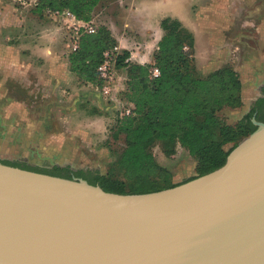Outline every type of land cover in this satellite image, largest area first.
Instances as JSON below:
<instances>
[{
    "label": "water",
    "instance_id": "1",
    "mask_svg": "<svg viewBox=\"0 0 264 264\" xmlns=\"http://www.w3.org/2000/svg\"><path fill=\"white\" fill-rule=\"evenodd\" d=\"M224 166L116 194L0 162V264H264V123Z\"/></svg>",
    "mask_w": 264,
    "mask_h": 264
},
{
    "label": "trees",
    "instance_id": "2",
    "mask_svg": "<svg viewBox=\"0 0 264 264\" xmlns=\"http://www.w3.org/2000/svg\"><path fill=\"white\" fill-rule=\"evenodd\" d=\"M103 1L106 0H36L34 12L44 15L49 10H68L78 20L88 23ZM161 28L164 35L151 64L131 62L129 51H122L117 58V69L126 70L125 90L119 97L133 107L130 116L116 117L115 121V136H123L125 140L116 165L120 178L91 171L73 172L69 167L55 166L47 170L0 162L61 178H82L107 192L122 195L153 193L177 186L152 153L155 144H161L168 156L175 153L177 144L188 150L197 162L198 177L224 166L239 140L256 131L251 115L236 125L228 124L220 115L224 109L243 105L241 78L230 67L200 77L193 33L172 18L163 19ZM117 46L105 26L96 28L94 34L82 33L79 48L69 55L70 71L85 84L101 88L103 82L98 68L104 62L105 53ZM154 68L160 71L158 77L152 76ZM228 145L233 147L227 151Z\"/></svg>",
    "mask_w": 264,
    "mask_h": 264
},
{
    "label": "rangeland",
    "instance_id": "3",
    "mask_svg": "<svg viewBox=\"0 0 264 264\" xmlns=\"http://www.w3.org/2000/svg\"><path fill=\"white\" fill-rule=\"evenodd\" d=\"M5 2L10 7H16L17 12L30 15L31 29L40 41L41 33L49 30L48 27L45 28L46 24L52 23L65 29L64 33L69 32L63 39L66 37L72 39L74 33L69 30L65 21L53 19L47 12L44 15L35 13L36 5L29 0ZM232 5L235 13L236 9L240 8L239 3ZM241 8L238 12V14L241 12V16L233 15L234 26L226 33V41L230 47L224 57L221 55L215 59L208 57V49H211L208 24L205 21L195 23L194 33L197 41L195 39L194 56L197 74L200 77H207L224 67L234 70L245 67L248 54L254 58L263 56L264 50L260 47L262 43L257 29L264 20V0H258L254 5L247 0L246 6ZM243 8H246L245 12ZM182 11L184 18H191V10L187 4ZM93 19L94 13L92 21ZM100 26L105 25H101L100 22L94 24L95 28ZM154 35L139 39L138 42L152 44L158 39V36ZM116 41L119 45L117 39ZM65 51L68 52L67 48ZM71 52L70 49L67 53L68 60ZM237 73L242 78L240 73ZM120 74L126 76V70H121ZM73 75L75 79L61 84V87L49 80H41L36 86L26 85L27 81H22L21 77L7 82L5 88L12 103L4 110L5 104L0 101V161L47 170L67 165L103 176L120 178L121 174L116 165L125 148V140L123 136H115L116 117L113 113L101 112L94 105L93 97L85 87L87 84ZM259 93L258 86L247 85L243 93V105L236 109H224L220 115L228 124L236 125L243 119ZM245 138H241L238 144ZM232 147L233 145H228L225 149L228 151ZM151 151L159 165L169 171L174 185L198 177L196 160L180 144L176 145L175 153L170 156L164 152L161 144L152 146Z\"/></svg>",
    "mask_w": 264,
    "mask_h": 264
},
{
    "label": "crops",
    "instance_id": "4",
    "mask_svg": "<svg viewBox=\"0 0 264 264\" xmlns=\"http://www.w3.org/2000/svg\"><path fill=\"white\" fill-rule=\"evenodd\" d=\"M248 1L252 5L258 2ZM238 3L241 8L246 6L247 0H109L103 1V4L97 7L92 23L100 22L101 25L107 26L118 40L120 49L131 53L130 61L146 65L152 63L158 43L164 35L161 28L163 19L180 21L193 33L195 39V23L205 21L211 37L208 57L215 59L218 55L224 57L230 47L226 41V33L234 26L233 15L241 16V12L238 14L240 8L236 9L235 13V9L231 8L232 4ZM186 4L191 10V18L183 16L182 9ZM245 9L243 8V12ZM262 21L257 31L262 43L260 47L264 50V20ZM46 25L45 28L48 27L49 30L41 33L40 41L31 29L30 15L17 12L16 7H10L5 0H0V101L5 104L4 110L12 103L5 88L10 79L21 77L22 81H27L26 85L34 86L39 85L41 80H49L52 84L60 86L75 79L69 69L67 54L70 52V39H63L69 32L64 33L65 29L57 27L54 23ZM152 34L158 36L156 42L148 45L138 42L139 39L148 38ZM256 57L259 59L248 54L246 66L235 68L242 77L244 92L247 85H264V54ZM125 81L126 76L119 71L120 88H124ZM85 87L90 91L94 105L101 112H105L100 108L103 102L99 97L98 88L91 84Z\"/></svg>",
    "mask_w": 264,
    "mask_h": 264
},
{
    "label": "built area",
    "instance_id": "5",
    "mask_svg": "<svg viewBox=\"0 0 264 264\" xmlns=\"http://www.w3.org/2000/svg\"><path fill=\"white\" fill-rule=\"evenodd\" d=\"M33 5H36V0H29ZM47 14L53 19H61L68 24L69 30L74 33L70 40L71 51H76L79 48V39L82 33L94 34L96 28L92 22H83L68 10L47 11ZM187 50V48H185ZM121 54L119 45L104 55V62L98 68L100 79L103 82L101 88H98L99 97L102 98L103 104L100 108L106 113H113L115 117L123 118L132 114V105L126 104L120 100V94L125 90L118 85V72L116 67L117 58ZM160 71L157 68L152 70V76L158 77ZM101 101V99H100Z\"/></svg>",
    "mask_w": 264,
    "mask_h": 264
},
{
    "label": "flooded vegetation",
    "instance_id": "6",
    "mask_svg": "<svg viewBox=\"0 0 264 264\" xmlns=\"http://www.w3.org/2000/svg\"><path fill=\"white\" fill-rule=\"evenodd\" d=\"M259 87V95L253 100V103H251L250 107L247 109L245 117L248 115H251L250 120L254 127L257 129V126L253 123V120L255 119L258 122L264 123V85L258 86ZM60 167H69L70 170L73 172H76L80 169L74 168L73 166H67V165H60Z\"/></svg>",
    "mask_w": 264,
    "mask_h": 264
}]
</instances>
